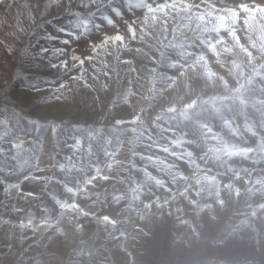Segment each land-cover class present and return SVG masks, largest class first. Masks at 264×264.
Listing matches in <instances>:
<instances>
[{"label":"rangeland","instance_id":"obj_1","mask_svg":"<svg viewBox=\"0 0 264 264\" xmlns=\"http://www.w3.org/2000/svg\"><path fill=\"white\" fill-rule=\"evenodd\" d=\"M0 264H264V0H0Z\"/></svg>","mask_w":264,"mask_h":264}]
</instances>
